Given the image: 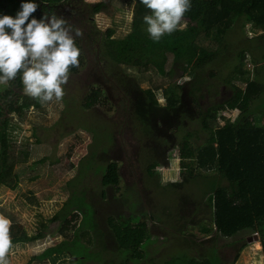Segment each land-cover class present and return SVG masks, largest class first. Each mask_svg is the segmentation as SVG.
Returning a JSON list of instances; mask_svg holds the SVG:
<instances>
[{
	"label": "trees",
	"instance_id": "trees-1",
	"mask_svg": "<svg viewBox=\"0 0 264 264\" xmlns=\"http://www.w3.org/2000/svg\"><path fill=\"white\" fill-rule=\"evenodd\" d=\"M33 2L38 4L33 14L36 19L54 13L70 24L78 20L72 25L83 32L76 39L80 66L72 68L70 76L89 63L93 80H81L72 89L78 93H74L76 99L71 102L72 98L64 96L61 110L62 119L75 113L91 117L81 118L78 124L92 141L77 176H86L91 169L100 175L101 188L117 191L122 162L107 157L105 147L114 142L119 150L124 147L122 152L128 151L131 140L141 156L138 178L131 189L134 192L140 186L143 194L147 193L145 186L161 190L157 167L168 164L172 149L177 148L179 155V178L170 182L176 207L160 204V200L152 206L150 198L143 202L139 214L126 217L116 208L104 213L84 194L71 195L47 220L57 222L50 233L57 231L63 238L33 259L65 255V264H204L200 260L226 264L219 249L229 247L233 264L247 244L239 235L255 232L264 262V0H191V10L182 22L186 27L165 35L158 43L146 31L143 16L150 12L139 0L133 1L129 30L118 37L113 28L102 30L94 22V15L106 10L102 0ZM21 3L0 0V15L15 17ZM246 25L256 34L246 36ZM88 56V60L92 56L91 62ZM170 58L171 68L165 70ZM142 82L151 86L142 88ZM158 89L162 90L163 104L155 94ZM228 89L229 94L223 95ZM42 107L24 94L19 77L10 86L0 85V186H17L19 176L14 166L28 157L26 149L15 148L12 115L23 118L30 108ZM102 107L105 110L101 113ZM226 110L233 115L220 114ZM109 111L116 113L115 121L114 115L105 119ZM122 132L128 140L119 138ZM99 156L103 159H97ZM93 158L97 160L92 162ZM124 159L129 162V158ZM142 173L144 186L138 181ZM105 195L102 189L100 197ZM116 200L111 207L116 206ZM79 214V224L70 226ZM138 215L148 219L141 221L135 217ZM148 222L170 234L165 257L150 256L158 238L149 232ZM188 227H196L202 238L186 233ZM11 236L14 245L34 242L46 234L28 235L12 224ZM221 238L232 240L222 244ZM109 239L115 243L111 248Z\"/></svg>",
	"mask_w": 264,
	"mask_h": 264
},
{
	"label": "rangeland",
	"instance_id": "rangeland-1",
	"mask_svg": "<svg viewBox=\"0 0 264 264\" xmlns=\"http://www.w3.org/2000/svg\"><path fill=\"white\" fill-rule=\"evenodd\" d=\"M84 1L96 2L101 0ZM102 1L106 3L107 7L105 12L94 15L95 24L102 30L111 27L115 30L114 36H123L130 28L134 0ZM75 21H73L72 24L76 25L78 23V20ZM80 25L84 27L83 24H79L78 26L80 27ZM245 30L247 32L246 36H253L256 34L248 25L245 26ZM88 58L89 56L87 57V61L91 62L92 56L90 57L91 60H88ZM88 64L83 66L78 74L71 75V81L64 85L65 97L72 98L71 102H73V99H76L74 93H77V91L73 92L72 89H75L76 86L78 87L81 80H93L89 73L90 68H87ZM171 65L170 58L164 66L165 70H169ZM246 66L247 68H251V65L247 64ZM179 74L180 73H178L177 76ZM183 79H186V77L180 78L178 81H183ZM140 86L142 88H147L150 87L151 84L142 82ZM229 92L230 90L228 89L223 95H226V93L229 94ZM155 94L158 101L163 104L164 98L162 96V90H155ZM217 99H219V97H217ZM204 102L206 101H202V103ZM64 107L65 101L62 99L60 102L53 101L44 104L40 109L30 108L23 118L12 115V121L15 124V148L26 149L28 157L24 163H18L14 166V171L18 172L19 176L17 186L15 188L4 185L0 186V215L9 218L13 225L21 227L28 235L45 232L46 236L34 242L14 244L8 257L10 264H65V259H63L65 255L62 257H49L43 260L33 259V256L39 254L45 247L60 242L63 238L57 231L56 233H50L57 222L48 223L47 220L60 209L61 205L66 202L71 195L82 197V194H84L87 196L86 200L88 202L97 208L101 206L104 213L107 212L108 209L114 211L116 208L115 211L121 212L126 217L139 214L143 202H148L150 198H152V201H150L152 206L155 200H157V202L160 200V204H169V206H173V208L176 207V202L173 199L174 188L171 186L170 182L179 178V155L177 148L171 150L168 164L157 167L160 172V180L158 182L161 190L159 188L156 189L154 185H150L149 187L145 186L144 190L147 193L144 192L142 194L140 191L141 188L138 186L134 190V193L131 187L135 183L134 179L138 178L137 163L141 156L139 157L137 153L138 150L135 143L128 140L127 136L123 135L122 132V137L119 138L128 140V151L125 149V151L122 152L124 147L119 150L114 142L105 147V155L107 157L116 160L121 159V183L119 189L114 191L109 188H101L99 182L100 175L98 173L94 175L91 169L86 171V176H77V169L82 158L85 159L86 156L90 154L89 146L92 141V136L78 124L81 118L87 120L88 118L91 119V117L86 116L85 113H75L67 114L64 116V119H62L61 110ZM75 108L77 107L75 106ZM104 110L105 107L99 109L101 113ZM220 114L230 117L233 115V112L226 110L221 111ZM113 115V121H115L117 115L116 113L114 114V111H109L105 119L111 118ZM92 157L93 156L90 155L89 159ZM99 158L103 159L101 156L97 159ZM124 158H129V162L133 167L128 161H125ZM97 159L92 160V162ZM98 163L101 162L98 161ZM85 167H87V165H85ZM142 175L143 178L138 181H143L144 186L145 175L143 173ZM102 189L105 190V198L100 197V191ZM112 197L113 200H111ZM115 198H117L118 201ZM114 200H116V206L114 205V207H111V204L115 202ZM150 209L153 208L150 207ZM138 216L135 217L139 218L141 221L143 219H148L147 216L144 215ZM80 219L81 215L79 214L77 218L75 217L72 220L70 226L79 224ZM148 225L151 227L149 232L158 238V245L150 256H155L157 258L160 256L165 257L168 254L167 248L171 243L167 239L170 234L152 227L150 222H148ZM188 228L186 233H196V239L202 238V235H199L196 227L195 229ZM71 231L72 227L69 229V232ZM255 234L257 235L255 232H242L239 235L247 239V244L240 251L233 264L264 263L260 241L254 238ZM230 240H232V238L219 239L222 244ZM108 242L110 248L115 245L111 239H109ZM147 249L151 252L152 245H149ZM229 250V247H222L219 249V255L226 261V264H230L231 261V255L228 253ZM255 250H257V252ZM231 251L232 250H230V252ZM195 262H197L196 259ZM188 264H192V261H189Z\"/></svg>",
	"mask_w": 264,
	"mask_h": 264
},
{
	"label": "clouds",
	"instance_id": "clouds-1",
	"mask_svg": "<svg viewBox=\"0 0 264 264\" xmlns=\"http://www.w3.org/2000/svg\"><path fill=\"white\" fill-rule=\"evenodd\" d=\"M150 14L143 16L153 42L182 30L191 0H139ZM38 4L22 0L16 16L0 15V85L20 78L25 95L40 102L62 101L72 68H79L81 50L76 39L83 36L56 14L34 17ZM10 30V31H9ZM74 33V35H73ZM12 221L0 215V264H10L13 249Z\"/></svg>",
	"mask_w": 264,
	"mask_h": 264
},
{
	"label": "crops",
	"instance_id": "crops-1",
	"mask_svg": "<svg viewBox=\"0 0 264 264\" xmlns=\"http://www.w3.org/2000/svg\"><path fill=\"white\" fill-rule=\"evenodd\" d=\"M196 260H198V259L196 258ZM201 261H203V262H204V264H206L205 260H200V262H201Z\"/></svg>",
	"mask_w": 264,
	"mask_h": 264
},
{
	"label": "water",
	"instance_id": "water-1",
	"mask_svg": "<svg viewBox=\"0 0 264 264\" xmlns=\"http://www.w3.org/2000/svg\"><path fill=\"white\" fill-rule=\"evenodd\" d=\"M254 238H255V239H258V236L255 234Z\"/></svg>",
	"mask_w": 264,
	"mask_h": 264
}]
</instances>
